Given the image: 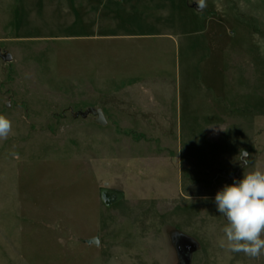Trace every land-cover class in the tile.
<instances>
[{
    "label": "rangeland",
    "instance_id": "374dc122",
    "mask_svg": "<svg viewBox=\"0 0 264 264\" xmlns=\"http://www.w3.org/2000/svg\"><path fill=\"white\" fill-rule=\"evenodd\" d=\"M0 114V264H264L214 200L264 169V0H0Z\"/></svg>",
    "mask_w": 264,
    "mask_h": 264
},
{
    "label": "clouds",
    "instance_id": "9594fccd",
    "mask_svg": "<svg viewBox=\"0 0 264 264\" xmlns=\"http://www.w3.org/2000/svg\"><path fill=\"white\" fill-rule=\"evenodd\" d=\"M197 8L206 7V0H196ZM12 121L0 114V140L12 134ZM249 153L241 149L238 162L248 167ZM206 199V198H205ZM217 211L226 219L219 247L250 258L264 255V169L243 173L241 179L226 184L215 195Z\"/></svg>",
    "mask_w": 264,
    "mask_h": 264
},
{
    "label": "water",
    "instance_id": "95a60500",
    "mask_svg": "<svg viewBox=\"0 0 264 264\" xmlns=\"http://www.w3.org/2000/svg\"><path fill=\"white\" fill-rule=\"evenodd\" d=\"M93 243L97 245L98 244V241L97 240H94Z\"/></svg>",
    "mask_w": 264,
    "mask_h": 264
}]
</instances>
